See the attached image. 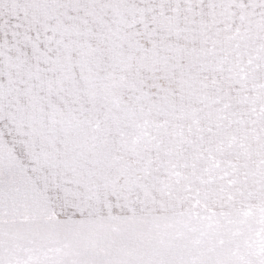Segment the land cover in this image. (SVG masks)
Listing matches in <instances>:
<instances>
[{"label":"snow or ice","instance_id":"snow-or-ice-1","mask_svg":"<svg viewBox=\"0 0 264 264\" xmlns=\"http://www.w3.org/2000/svg\"><path fill=\"white\" fill-rule=\"evenodd\" d=\"M0 264H264V0H0Z\"/></svg>","mask_w":264,"mask_h":264}]
</instances>
